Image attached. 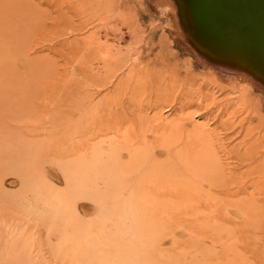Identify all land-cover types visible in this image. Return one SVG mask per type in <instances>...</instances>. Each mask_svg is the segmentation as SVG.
Segmentation results:
<instances>
[{
	"label": "rangeland",
	"instance_id": "374dc122",
	"mask_svg": "<svg viewBox=\"0 0 264 264\" xmlns=\"http://www.w3.org/2000/svg\"><path fill=\"white\" fill-rule=\"evenodd\" d=\"M186 1L0 0V264H264V182L250 178L244 162L264 146V60L225 61L241 21L197 29ZM201 35L225 41L213 49ZM207 87L216 100H234L237 121L248 116L245 125L254 134L247 145L238 129L217 126L215 113L198 111L196 100H177L186 88ZM169 93L177 98L154 107V99ZM138 119L156 131L125 138L104 128L115 121L128 131ZM176 119L185 131L160 124ZM193 124L218 127L213 136L222 138L221 146L205 149L191 133ZM115 139L174 154L158 155L162 164L171 159L174 171L159 161L162 169L132 164L130 179L116 166L110 170L157 195L111 193L103 159ZM77 151L87 157L83 165ZM207 152L215 164L205 163ZM157 166L168 168L159 186L145 183ZM151 217L159 225L151 227ZM20 229L21 239L12 241Z\"/></svg>",
	"mask_w": 264,
	"mask_h": 264
},
{
	"label": "bare ground",
	"instance_id": "6f19581e",
	"mask_svg": "<svg viewBox=\"0 0 264 264\" xmlns=\"http://www.w3.org/2000/svg\"><path fill=\"white\" fill-rule=\"evenodd\" d=\"M189 4V5H187V6H183V8H184V11L186 12V10L188 11H190V15L193 17V19H194V21H193V19H192V21H190V24L192 25V26H194V25H196L197 26V29L200 27V28H202L203 30L204 29H206V30H214L215 29V26L217 25V24H221V25H227V24H230L229 23V21H231V20H233V21H231L232 23H234V22H237V21H241V25H238V26H236V27H240L239 29L240 30H238V31H233V32H231V34H234V36L235 37H232V39L233 40H231L230 41V44H229V50H227V51H230L229 53H227L226 52V50H218V52H226V56H224V55H222L221 57L224 59V57H225V61H227L228 60V58H231V59H233V61H237V62H241V63H244V65H247V64H250V65H252V64H254V65H256L257 63H258V61H257V59H262V60H264V0H187L186 1V3L185 4ZM241 3V4H240ZM184 4V5H185ZM236 5V6H235ZM239 6H240V8H239ZM220 11H222L225 15L227 14H230V16L231 17H224V16H221V17H218L217 16V14H218V12L220 13ZM237 12V13H236ZM188 14L189 13H187L186 12V16H188ZM231 14H233V15H231ZM189 18V17H188ZM219 18V19H218ZM189 24V22H188V25H190ZM192 29V28H191ZM234 30H236V28L234 29ZM224 33V32H223ZM203 36H205V35H201V38L203 39V40H205V42H204V45H210L211 47H213V49L215 48H219L220 47V44H222L224 41H225V38H220V37H210L209 38V40L206 38V37H203ZM224 37V36H223ZM225 48H227V46H225L224 47V49ZM233 50V51H232ZM244 52V53H243ZM256 52H258L257 54H256ZM247 53H249V55L250 56H252L251 58H249V56L247 55ZM246 55V57H244ZM257 56H259V57H257ZM244 57V58H243ZM256 57V58H255ZM228 62V61H227ZM251 62V63H250ZM230 63V62H229ZM228 78V77H227ZM233 82V81H232ZM210 83H212L213 84V82H210ZM229 83V82H228ZM154 86H157L156 84H153ZM153 85L151 86V90H152V92L153 91H156L155 89H154V87H153ZM214 86H215V84L213 85V88H214ZM217 87L216 88H219V89H221V90H224V87H220L219 85H216ZM203 86H201V89H204L205 87H206V85H205V87L204 88H202ZM191 89V88H190ZM188 90L187 88H186V91H184V93L182 94H180L181 96H178V97H180V98H177L176 96H177V93L176 94H173V96H171L170 95V93L168 94V95H165V97L164 96H160L159 97V100H158V98L157 99H154L153 101H154V107H156L158 104L157 103H163V102H166V101H169V100H171L172 99V97H173V100H175L176 98H177V100H179V102H181L182 100H185V101H187V100H189V101H192V100H196L195 102H197V104L196 105H198V111H201V113H203V114H206V115H210L211 113H215L214 115H213V119H214V121L216 120H218V125L217 126H220L221 127V129H224V130H226V131H229V132H235L237 129H238V131H237V133L238 134H241V133H243V141L242 142H240L241 144L242 143H245L246 145L249 143V141H250V139L251 138H253V132H254V129L253 128H250L248 125H245V123H246V121H247V118H248V116H245L244 117V119L242 118V119H240L239 121H237V118L239 117V115H240V110H238L237 108H235L234 106H235V102H234V100L232 99V98H228V99H226L225 98V100L223 99V100H221V101H219V100H216V98L214 97V94H216V93H213L212 91H210L209 89L210 88H208L207 87V89L209 90V91H207L206 90V92H204L203 90L202 91H193V90ZM192 89H195V88H192ZM206 89V88H205ZM214 90V89H213ZM140 92V91H139ZM172 92H175V90H172ZM177 92V91H176ZM216 92V91H215ZM218 92V91H217ZM155 93V92H154ZM153 93V94H154ZM218 95V94H217ZM216 95V96H217ZM89 97V96H88ZM209 100V103H205V104H203V101H208ZM211 100V101H210ZM178 102V101H177ZM162 106V105H161ZM118 110V109H117ZM119 111V110H118ZM125 111V110H124ZM197 111V110H196ZM120 112V111H119ZM118 114V113H117ZM113 115V113H111L110 114V116H112ZM155 115V114H154ZM116 116V115H115ZM125 116H126V114H125ZM133 116V115H132ZM132 116H130L131 118H132ZM88 117V116H87ZM224 117H226V119H223ZM102 118V117H101ZM206 118H207V116H206ZM82 119V118H81ZM98 119V118H97ZM118 120V119H117ZM132 120V119H131ZM81 120H79V122H80ZM104 121V120H103ZM138 122H136L137 124H134L133 123V126L130 128V129H128V131H120V125L117 123V122H115V121H109V122H107L106 123V127H104L106 130H107V132H113V133H115L116 135H119V136H126L127 134H130L131 132H134V131H136V132H143V131H150L149 133H152L153 131H156V130H154V124L151 122V121H148V122H145V120H143V119H138L137 120ZM164 121L165 120H162L161 121V125H162V128H163V126H164V128H169V129H171V130H175V129H178V128H181V130H184V128H186L185 127V122H180V120H178V119H176L175 120V122L173 121V122H170V123H168L167 122V120H166V122L164 123ZM105 122V121H104ZM248 122V121H247ZM97 123H98V121H97ZM120 123V122H119ZM124 123H125V121H124ZM131 123V122H130ZM216 123V122H215ZM204 124H206V123H204ZM82 125V124H81ZM94 125V124H93ZM104 125V124H103ZM184 125V126H183ZM96 126V125H95ZM81 127V126H80ZM91 127H92V125H91ZM98 127H99V125H98ZM210 127V126H209ZM213 127H214V125H213ZM212 127V128H213ZM216 127V126H215ZM214 127V128H215ZM95 128H97V127H95ZM123 128V127H122ZM218 127H216V129H217ZM98 129V128H97ZM124 129V128H123ZM216 129H209V128H206V126L205 125H202V126H200V125H196V124H193V127H192V129H191V133L192 134H194V135H196V137L197 138H199V139H201L202 141H203V143L204 144H202V145H204L205 146V149H206V147H207V145L208 144H214V145H217V144H220V141H221V139H215L214 138V136H213V133H215L216 132ZM220 129V128H219ZM95 130L96 129H94V131H92V133L90 132V136L92 135V134H94V132H95ZM131 130V131H130ZM101 131V130H100ZM185 131V130H184ZM221 131V130H220ZM80 132H82L83 133V131H81V129H80ZM97 132H99V130L97 131ZM219 132V131H218ZM217 132V133H218ZM103 133V132H102ZM144 133V132H143ZM79 134V133H78ZM84 134V133H83ZM106 134V133H105ZM228 134V133H227ZM217 135V134H216ZM219 135V134H218ZM225 135V134H224ZM147 136V135H146ZM221 136V135H220ZM219 136V137H220ZM83 137V136H82ZM150 137H151V135H150ZM125 138H127V136L125 137ZM147 138V137H146ZM145 139V138H144ZM227 139V138H226ZM235 139V138H234ZM83 140V139H82ZM89 140V139H88ZM126 140H129V139H126ZM201 140H199L200 142H201ZM217 141H219V142H217ZM109 142V141H108ZM128 142V141H127ZM137 142V141H136ZM153 142V141H152ZM215 142V143H214ZM137 143H139V142H137ZM202 143V142H201ZM217 143V144H216ZM82 144V143H81ZM133 144V143H132ZM173 144V143H172ZM137 145V144H136ZM151 145H152V143H151ZM167 145V144H166ZM210 145L208 146V148L210 147ZM211 145V146H212ZM94 145L92 144V147H93ZM99 146V145H98ZM97 146V147H98ZM121 146H125L124 148L123 147H121ZM153 146L156 148V150L158 149L154 144H153ZM173 146H174V144H173ZM220 146H221V144H220ZM254 146V145H253ZM89 147H91V146H89ZM131 147H133V145L131 146ZM158 147H159V145H158ZM166 147V146H165ZM213 147V146H212ZM258 147V146H257ZM95 148V147H94ZM149 146L147 145V144H139V145H137V147H133V148H129V147H126V145L124 144V145H121V143L119 142V141H117L116 139L115 140H112V141H110V143H109V152H108V156L105 154V156H104V159L103 160H105V161H108L107 162V180H108V184H109V187H110V191H111V193L112 194H115V192L118 194V195H127V194H130L131 196L133 195V196H135V197H140V196H142V195H157V193L155 194V191L157 190L156 188V190L154 191H152V192H150V191H146V190H144L145 188H144V186L143 187H141V188H139L138 186L137 187H133L132 185H131V183H130V180H127L126 181V177L125 176H127V177H129V179H130V173L128 172V173H126V171H129V169H131L130 168V166L132 167V169H133V167H134V165H137V168L139 167L140 169H143V167L144 166H148V164L149 163H152V165L153 164H155L156 165V163L159 161H161L160 160V157L158 156L159 154L161 155V154H165V155H170V153L169 152H166V150H163L164 148L162 147V150L160 149V150H157L158 152H156L155 153V151L153 152H151L150 150H149ZM154 148V149H155ZM217 147H215L214 148V151H215V149H216ZM247 148H248V146H247ZM91 150H92V148H90ZM154 149H152V150H154ZM249 149V148H248ZM96 150L98 151V149H95V156H96ZM172 150H174V149H172ZM211 150V149H210ZM209 150V151H210ZM218 150V149H217ZM221 150H224L223 148H221ZM257 151L254 153V154H252V155H249V156H247V158L244 160V162H245V167H248V169H250V174H251V176H250V178H253V179H256L257 181H259V184L260 183H263L264 182V146H259V148H257L256 149ZM163 151V152H162ZM212 151V150H211ZM78 152H79V155H78V159H77V161H78V164H80V165H83L84 163H86L87 162V157H84V154L83 153H81V151H77V153L76 154H78ZM99 152V151H98ZM97 152V153H98ZM213 152V151H212ZM218 152H220V148H219V151ZM89 153V152H88ZM125 153H127L128 154V156H125V157H127V160H129V161H122V158L124 157V154ZM175 153V152H174ZM178 153V152H177ZM186 153V152H185ZM204 153H205V151H204ZM214 153V152H213ZM90 154H91V152H90ZM172 154H173V151H172ZM207 154V158L206 157H204V158H206L205 160H207L208 162H205V163H209V164H211V163H213V164H215L212 160H214V159H212V156L211 155H213L211 152L210 153H206ZM224 155H227V154H229V150H225V152L223 153ZM87 155H89V154H87ZM97 155H101V154H97ZM168 155V156H169ZM174 155V154H173ZM171 156V157H174V156ZM194 155V154H193ZM192 155V156H193ZM95 156H93V158L95 157ZM186 156V155H185ZM184 156V157H185ZM128 157H129V159H128ZM194 157H196V156H194ZM213 157H214V155H213ZM216 157V156H215ZM92 158V157H91ZM91 158H90V160L89 161H91ZM92 158V159H93ZM96 159H97V156L95 157ZM107 158V159H106ZM169 158V157H168ZM186 158V157H185ZM184 158V159H185ZM217 158H219V157H217ZM225 158V157H224ZM243 158V157H242ZM187 159V158H186ZM171 159H168V161H167V156H166V160L164 159V162L166 163H170L171 162V165H174V163L172 162V161H170ZM218 160V159H217ZM219 160H221V159H219ZM228 160H230V159H228ZM94 160H92V162H93ZM180 161V160H179ZM178 161V162H179ZM187 161H188V159H187ZM187 161H185V164L187 165ZM192 161V160H191ZM195 161V160H194ZM193 161V162H194ZM212 161V162H211ZM215 162H216V160H214ZM162 162V161H161ZM160 162V164H162ZM211 162V163H210ZM242 162V161H241ZM106 163V162H105ZM164 163V164H165ZM191 162H189L188 163V165L187 166H189V164H190ZM217 163H218V161H217ZM217 163H216V166H218L217 165ZM220 163V162H219ZM224 163V162H223ZM93 164V163H92ZM159 163H157V165H159V166H157V169L156 168H154V169H156V170H152V173H153V176L151 177V179L149 180V179H146V181L145 180H143L145 183H147V180L148 181H151V182H148L147 184H149V183H151V185H157V186H159L158 185V183H157V180H158V178L161 176V174H164L165 175V173L167 172V169L168 168H163V170L164 169H166V172L164 173L163 172V170H160V172H163V173H161L160 174V172H159V169L161 168V166L163 165V167H166V166H168L167 164H165V166H164V164H162V165H160ZM180 164H181V162H180ZM206 164V165H207ZM139 165V166H138ZM151 165V166H152ZM171 165L169 164V167H171ZM184 165V164H183ZM182 165V166H183ZM201 165V164H200ZM212 165V164H211ZM114 166H116L117 167V170H118V173H120L122 170L124 171V173H125V176H123V175H121V176H119V174L118 173H116V172H114V170H113V172H111L110 173V170L111 169H113V167ZM192 166V165H191ZM213 166H215V165H213ZM222 166V165H221ZM224 166H226V164L224 165ZM150 167V166H149ZM154 167V165L152 166V168ZM158 167H159V169H158ZM207 167V166H206ZM210 167V166H209ZM228 167V166H227ZM227 167H225V168H227ZM90 168V167H89ZM136 167H135V169H137ZM147 168V167H146ZM173 168L174 167H171V168H169V169H172V171H174L173 170ZM184 168H186V167H184ZM192 168L194 169V167L192 166ZM211 168V167H210ZM213 169L212 170H214V171H216V167L214 168V167H212ZM230 169H231V171H233V170H235V169H232L231 167H229ZM234 168V167H233ZM131 169V173H132V171H134V170H132ZM151 169V168H150ZM162 169V168H161ZM218 170H220V172H222L221 173V175L223 174V168L222 167H220V169L219 168H217ZM228 169V168H227ZM227 169H225V171H227ZM139 170V169H138ZM144 170V169H143ZM157 170H158V172H159V174H156V173H158L157 172ZM217 170V171H218ZM165 171V170H164ZM179 171V170H178ZM192 172H196V171H198V170H196V171H193V170H191ZM200 171V170H199ZM213 171V172H214ZM230 171V173L232 174V172ZM237 171V170H236ZM151 172V171H150ZM182 172H183V170H182ZM172 173V172H171ZM219 173V172H218ZM233 173H234V171H233ZM140 174V173H139ZM151 174V173H150ZM149 174V175H150ZM167 174V173H166ZM183 174V173H182ZM220 174V173H219ZM218 174V175H219ZM228 174V172L226 173V175ZM239 174V173H238ZM144 175V174H143ZM148 175V174H147ZM160 175V176H159ZM164 175H162V176H164ZM210 175V174H209ZM240 175H242V174H240ZM244 175H245V172H244ZM138 176V175H137ZM145 176L146 175H144V179H145ZM217 175H215V177H216ZM220 176V175H219ZM228 176V175H227ZM233 176V175H232ZM139 177H141L140 175H139ZM218 177V176H217ZM216 177V178H217ZM221 177H223V176H221ZM221 177H219V178H221ZM242 178H243V175L241 176ZM249 177V176H248ZM248 177H246V178H248ZM89 178V177H88ZM146 178H150L149 176L148 177H146ZM160 178H162V177H160ZM212 178V177H211ZM232 178V177H231ZM139 179V178H138ZM181 179V178H180ZM179 179V180H180ZM187 179V178H186ZM185 179V180H186ZM245 179V178H244ZM219 180V179H218ZM221 180V179H220ZM231 180V179H230ZM119 181V184L117 185V182ZM142 181V180H141ZM183 181V180H182ZM143 182V183H144ZM220 182H222V180L220 181ZM179 183V182H178ZM187 183V182H186ZM193 183V182H192ZM140 184V183H139ZM146 184V185H147ZM185 184V183H184ZM212 184V183H211ZM217 184V183H216ZM231 184H232V182H231ZM142 185V184H141ZM150 185V186H151ZM178 185V184H177ZM187 185V184H186ZM233 185V184H232ZM221 186V185H220ZM175 187V186H174ZM180 187H182V186H180ZM185 187H187V186H185ZM146 188H148V187H146ZM158 188H160V187H158ZM183 188V187H182ZM195 188V187H194ZM212 188V187H211ZM217 188V187H216ZM184 189V188H183ZM149 190V189H148ZM177 190V189H176ZM158 191H159V189H158ZM157 191V192H158ZM189 191V190H188ZM208 191V190H207ZM216 191V190H215ZM221 191V190H220ZM230 191V190H229ZM150 192V193H149ZM161 192V191H160ZM183 192V191H182ZM181 192V193H182ZM185 192H187L186 190H185ZM164 193V192H163ZM188 193V192H187ZM207 193V192H206ZM211 193V192H210ZM159 194V193H158ZM186 194V193H185ZM212 194V193H211ZM218 194V193H217ZM216 194V195H217ZM177 195V194H176ZM188 195H189V193H188ZM187 194H186V197L188 196ZM198 195V194H197ZM168 196H170V195H168ZM167 196V197H168ZM172 196H173V194H172ZM172 196H170V197H172ZM200 196V195H199ZM214 196V195H213ZM134 197V198H135ZM164 197V196H163ZM163 197H161L160 196V198H163ZM175 197V196H174ZM183 197V196H182ZM141 198V197H140ZM140 198H139V201H140ZM145 198H147V197H144V199ZM151 198H153V196L151 197ZM157 199H158V196L156 197ZM159 198V199H160ZM176 198H177V196H176ZM180 197H178L177 199H179ZM201 198V197H200ZM154 199V198H153ZM155 200V202H157L158 200ZM164 199V198H163ZM172 199V198H171ZM187 199V198H186ZM134 200V199H133ZM132 200V201H133ZM149 200V199H148ZM183 200V199H182ZM185 200V199H184ZM210 200V199H209ZM172 201V200H171ZM176 201V200H175ZM190 201V200H189ZM146 202V201H145ZM167 202V201H166ZM169 202V201H168ZM182 202V201H181ZM180 202V203H181ZM187 202V201H186ZM192 202V201H191ZM234 202V201H233ZM160 203V202H159ZM170 204H171V202H169ZM168 203V204H169ZM183 203V202H182ZM184 203H185V201H184ZM237 203V202H236ZM136 204V203H135ZM155 204H157V203H155ZM155 204H153V205H155ZM174 204V203H173ZM186 204V203H185ZM192 205H193V203H192ZM152 206V205H151ZM171 206V205H170ZM180 206L181 205H178V207L180 208ZM143 207H144V204H143ZM156 207H158V206H156ZM172 207V206H171ZM138 208V207H137ZM146 208V207H145ZM158 208H160V207H158ZM184 208H185V205H184ZM192 208V207H191ZM160 209H162V208H160ZM196 209V208H195ZM138 210H140V209H138ZM171 210V209H170ZM196 210H198V209H196ZM144 211H146V210H144ZM163 211V210H162ZM179 211H180V209H179ZM193 211H195V210H193ZM164 212H165V210H164ZM177 212V211H176ZM138 213V212H137ZM146 213V212H145ZM145 213H143V214H145ZM161 213V212H160ZM194 213V212H193ZM198 213H199V211H198ZM160 215V214H159ZM194 215V214H193ZM152 217H154V216H152ZM149 218V219H146V221H147V223L150 225H152V226H155L154 224L155 223H157L158 222V220H155V223H150L151 222V220L153 219V218ZM156 218V217H155ZM151 219V220H150ZM149 220H150V222H149ZM186 220V219H185ZM202 220V219H201ZM195 221V219L193 220V222ZM200 222V221H199ZM158 224V223H157ZM197 224V223H196ZM204 224V223H203ZM206 224H208V223H205V226H206ZM210 224V223H209ZM212 224V223H211ZM150 225V226H151ZM159 225V224H158ZM163 225H164V223H163ZM144 226H145V224H144ZM149 226V227H150ZM151 226V227H152ZM198 226V225H197ZM200 226V225H199ZM208 226V225H207ZM211 226V225H210ZM201 227H202V229L204 228L203 226H202V224H201ZM199 228V227H198ZM22 233H23V230L22 229H20V230H18L16 233H15V235L14 236H12L11 237V239H12V241H19L20 239H21V236H22ZM177 263V262H176ZM206 263V262H205ZM171 264V263H170ZM208 264V263H207Z\"/></svg>",
	"mask_w": 264,
	"mask_h": 264
}]
</instances>
